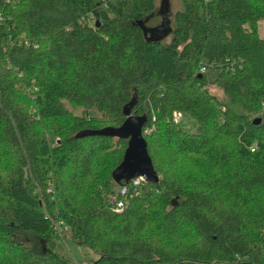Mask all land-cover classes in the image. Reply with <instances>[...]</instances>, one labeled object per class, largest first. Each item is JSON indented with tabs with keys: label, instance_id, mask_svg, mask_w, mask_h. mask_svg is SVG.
I'll return each instance as SVG.
<instances>
[{
	"label": "trees",
	"instance_id": "trees-1",
	"mask_svg": "<svg viewBox=\"0 0 264 264\" xmlns=\"http://www.w3.org/2000/svg\"><path fill=\"white\" fill-rule=\"evenodd\" d=\"M180 1L164 41L157 0H0V264H264V0ZM138 124L160 177L117 210Z\"/></svg>",
	"mask_w": 264,
	"mask_h": 264
},
{
	"label": "rangeland",
	"instance_id": "rangeland-1",
	"mask_svg": "<svg viewBox=\"0 0 264 264\" xmlns=\"http://www.w3.org/2000/svg\"><path fill=\"white\" fill-rule=\"evenodd\" d=\"M163 0H157V8L154 13L150 15V18L148 20V24L152 26H159V24H162L164 20V16L161 13V5H162ZM170 2V7L168 9V20H172L174 16V12L181 7V1L180 0H169ZM155 24V25H154ZM172 25L173 22L169 23V26L171 29L169 30L168 25H163L164 27L159 28L157 30V34L160 36L163 32H167L164 34L162 37L160 36L161 40L168 41L170 39L171 35V30H172ZM261 33L264 31V21H261ZM209 77L213 78L215 77L217 70L214 67H208L207 72ZM210 89L217 93L219 96H223V89L216 83L210 84L209 85ZM66 105H68L69 108L75 110L77 113H81V108L79 107H74L68 100L65 101ZM182 128L186 129L187 131L190 132H195L197 131L198 128V122L194 116H192L190 113H186L182 111V117L180 118V121L177 122ZM114 186L116 189H120L121 184H119L117 181L114 180ZM64 225V232L65 234L63 235H58L62 236L60 238H57V243L56 246L57 248L64 254L74 258L75 261L77 262H87L90 258H95L96 253L95 251L83 244H77V242L72 238L70 228L66 227ZM34 244L36 245L37 248L41 249L42 243H40L39 239L35 238Z\"/></svg>",
	"mask_w": 264,
	"mask_h": 264
},
{
	"label": "water",
	"instance_id": "water-1",
	"mask_svg": "<svg viewBox=\"0 0 264 264\" xmlns=\"http://www.w3.org/2000/svg\"><path fill=\"white\" fill-rule=\"evenodd\" d=\"M169 7H170L169 0H163L160 11L165 18L162 24H159V26H150L148 28L151 32V37L160 39V36L162 37L164 34L167 33V32H163L159 36L157 34V30L159 28L164 27L163 25L169 26L170 20H168L167 17V12ZM98 22L99 21L97 20V23ZM170 29L171 27L169 26V30ZM127 112H129V109H127ZM255 121L257 122L261 121V117H257ZM125 124L127 127L128 122L126 121ZM128 131L133 135L129 140L123 160L114 170V177L116 181H121L122 179L129 181L130 179H133L134 177L137 176H143L144 179L147 181L158 180L160 176L158 171L155 169L153 165L152 158L147 150V143L144 140L143 135L141 134V124L131 127ZM117 132L119 133L120 130H117ZM120 133L124 135L129 134L128 132H120Z\"/></svg>",
	"mask_w": 264,
	"mask_h": 264
},
{
	"label": "built area",
	"instance_id": "built-area-1",
	"mask_svg": "<svg viewBox=\"0 0 264 264\" xmlns=\"http://www.w3.org/2000/svg\"><path fill=\"white\" fill-rule=\"evenodd\" d=\"M208 67H209V65L207 63H203L200 67V71L201 72L207 71ZM181 117H182V111L178 110V109L174 110V112H173L174 121H176V122L180 121ZM255 147H256V143H254L252 145V149H255ZM143 180H145L143 176H137V177L133 178V182L135 184H138ZM126 191H127V185L123 184V185H121L120 189H116L115 192L111 193L112 199L117 204V206H116L117 210H123L126 203L128 202L127 199L123 198L125 196ZM64 225L65 224L63 223L62 220H59V219L54 220V227H55L57 233L60 235H63V233H64V230H63Z\"/></svg>",
	"mask_w": 264,
	"mask_h": 264
}]
</instances>
